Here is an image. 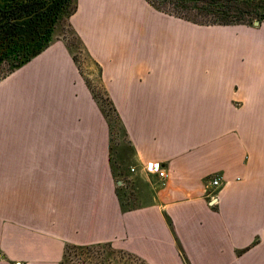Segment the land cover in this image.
Instances as JSON below:
<instances>
[{"label":"crops","instance_id":"1","mask_svg":"<svg viewBox=\"0 0 264 264\" xmlns=\"http://www.w3.org/2000/svg\"><path fill=\"white\" fill-rule=\"evenodd\" d=\"M184 24L144 0H76L69 18L145 184L128 211L107 123L64 44L0 82V264H59L65 244L98 243L146 264H264V20L245 32L244 57L225 58L205 43L191 54ZM130 33L133 46L107 45ZM45 112L43 126L23 116Z\"/></svg>","mask_w":264,"mask_h":264},{"label":"rangeland","instance_id":"2","mask_svg":"<svg viewBox=\"0 0 264 264\" xmlns=\"http://www.w3.org/2000/svg\"><path fill=\"white\" fill-rule=\"evenodd\" d=\"M190 5L195 6V7H202L201 2L199 3L192 2ZM195 7L193 8L196 9ZM170 17L175 18L173 16H170ZM175 19L186 22L187 24H184V25L189 26V41L191 44L190 46L191 54L193 52L194 45L198 43H205L206 47L211 49V51L208 52V53H211L210 56H213V53L215 52H221L223 53V56L221 57H224V58L229 57L230 50L233 53L238 52L239 57H241V52L244 51L245 32L249 29H252L253 28L252 23L257 21V20L255 21L253 20L252 22V20H249L251 21V23L247 25L201 26V25L192 24L190 22H187V21H184L178 18H175ZM263 20L260 21L261 23L260 25L258 24L259 26L257 25L255 27H260L263 23ZM186 26L184 27V30H183L184 33H186ZM176 29H178L177 26H175V31H177ZM179 29H181L182 31L181 26H179ZM125 36H126V39L122 40L123 35H120V34L111 35L112 38L116 37L117 39L116 40L110 39V42L107 43V45L113 48L123 47L124 45L133 46L134 34L130 33V34H126ZM54 37H55L54 43L62 42L64 44L65 49L69 53V57L71 58L73 63H75L79 74L83 78L86 86L88 87L90 91L95 107H98L100 108L99 110H102L103 113L101 111L99 112L102 114V117L105 119L107 126L108 125L110 126V129L109 127L108 129L110 131L109 132L110 161H111V165L114 171L113 183L116 186L117 182H121V185H123L122 187L125 190L123 189L120 191L119 189V193L121 196L122 194H124L123 196L126 197V201H127L126 207L133 208L134 206H137L138 204L137 197H139L140 193L141 192L145 193V184L138 178L140 175L138 174L139 168L137 167V164L135 163V160H134L135 159L134 150L130 145V141H129L130 139H129L128 132L125 129L121 115L119 114L116 106L113 104L111 97H109L108 95V92L102 80V73L100 72L101 69L91 59L84 44L81 42L79 37L75 34V32H73L70 25L67 26L65 22L60 23L57 29L55 30ZM179 41H180V38H179ZM242 53H243L242 57H244V52ZM206 57H209V55ZM6 72H7L6 67L1 66L0 67V78ZM15 72L13 73L15 74ZM13 73L9 74L7 77L12 75ZM7 77H5L4 79H6ZM4 79H2L1 81H3ZM34 100H37V99L30 98L29 102H32ZM56 100L57 99L53 100L54 101V104H52L53 106L55 105ZM115 100H118V99L115 98ZM109 102L112 103L115 113L111 110L112 108L110 107ZM20 104H21V101H20ZM48 109H51V108L49 107ZM115 115H117L118 118L120 119L122 123V128L118 124V121ZM19 116L21 117L22 115H19ZM23 116L24 118H26V121L32 122L36 126H43L47 121L51 120L53 118L52 116L54 115L50 114L49 112H45L43 114L36 115V118L29 119L28 114H25V113ZM96 126L97 124L95 125V127ZM103 127H104V124H103ZM40 132H43L49 136H52V130L50 129H48L47 131H40ZM96 134H97V137L99 138V136L102 134V126H99L96 128ZM49 136H47L46 138H49ZM104 140H105V137H104ZM131 169H133V171H131ZM121 185H117L116 189H118L119 186H120L119 188H121ZM87 246H91L89 247L90 249H87L85 251H80L77 253H72L70 258L68 259V264H146L141 258L127 251H124L125 253L118 254L116 250L113 249V247L109 243H98V244L87 245ZM78 247H85V246H78ZM11 264H14V263H11Z\"/></svg>","mask_w":264,"mask_h":264},{"label":"trees","instance_id":"3","mask_svg":"<svg viewBox=\"0 0 264 264\" xmlns=\"http://www.w3.org/2000/svg\"><path fill=\"white\" fill-rule=\"evenodd\" d=\"M145 1L156 11L201 26L247 25L251 23L249 20L260 22L264 19V0ZM190 1L201 2L202 7L191 6ZM75 11L76 0H0V67L4 66L7 70L0 81L49 48L54 43L58 25L65 22L69 26V18ZM109 104L115 113L112 103ZM115 116L122 128L120 119ZM111 171L114 175L112 165ZM123 195L117 193L121 208L128 211ZM89 247L65 245L59 264H68L72 253Z\"/></svg>","mask_w":264,"mask_h":264},{"label":"built area","instance_id":"4","mask_svg":"<svg viewBox=\"0 0 264 264\" xmlns=\"http://www.w3.org/2000/svg\"><path fill=\"white\" fill-rule=\"evenodd\" d=\"M144 170L148 174L156 175L161 180V184L164 185L165 179L167 177V173H166V170L164 168H162L159 163H156V162L146 163L144 165ZM131 171H133V169H131ZM210 185L212 187H216V188L219 187L220 186V178L214 177L210 181Z\"/></svg>","mask_w":264,"mask_h":264},{"label":"water","instance_id":"5","mask_svg":"<svg viewBox=\"0 0 264 264\" xmlns=\"http://www.w3.org/2000/svg\"><path fill=\"white\" fill-rule=\"evenodd\" d=\"M258 24H259V22H257V21L253 22L254 26H257ZM117 185H121V182H117Z\"/></svg>","mask_w":264,"mask_h":264}]
</instances>
